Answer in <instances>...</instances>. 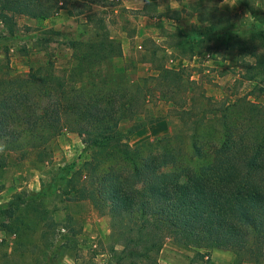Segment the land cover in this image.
I'll return each instance as SVG.
<instances>
[{
	"label": "trees",
	"instance_id": "obj_1",
	"mask_svg": "<svg viewBox=\"0 0 264 264\" xmlns=\"http://www.w3.org/2000/svg\"><path fill=\"white\" fill-rule=\"evenodd\" d=\"M94 1L0 0V23L9 37L18 34L22 17L47 20L64 9L84 16L89 28L83 40L72 42L68 68L61 71L50 58L44 66H32L25 78L0 79V168L13 159L49 163L59 136L85 135L89 159L57 169L44 187L58 180L54 198L89 201L112 218L114 244L107 264H159L166 238L200 250L232 251L238 264L263 263L264 103L239 98L211 107L214 98L194 79L189 64L175 69L161 62L155 80L179 124L131 146L132 135L161 118L147 112L140 84L115 71L123 47L112 38L102 12L94 10L99 6ZM223 1L198 0L194 8L200 24H214V32L197 27L194 37L174 38L165 50L155 44L145 59L155 63L168 55L190 62L196 47L205 49L232 30L226 36L233 42L238 76L264 83V5L237 0L246 9L242 18L225 13L219 7ZM205 5L211 10L206 17ZM222 20L230 29L219 24ZM208 50L210 56L215 52ZM125 120L131 125L122 130ZM46 197L42 191L22 204ZM66 220L74 218L68 214Z\"/></svg>",
	"mask_w": 264,
	"mask_h": 264
},
{
	"label": "rangeland",
	"instance_id": "obj_2",
	"mask_svg": "<svg viewBox=\"0 0 264 264\" xmlns=\"http://www.w3.org/2000/svg\"><path fill=\"white\" fill-rule=\"evenodd\" d=\"M81 1L87 4L93 0ZM197 1H94L99 4L94 10L102 12L112 38L123 47V56L114 62L115 71L126 73L130 83L140 84L146 93L147 112L161 118L131 136L133 147L168 134L179 124L178 117L172 119L170 104L161 100L155 80L161 62L175 69L189 64L194 79H199L205 93L214 98L211 107L218 108L224 101L239 98L264 103V83L246 82L238 76L235 52L231 50L233 42L227 41L226 36H232V30L214 37L216 42L207 44L205 49L196 47L197 54L190 62L168 55L155 63L145 59L144 55L155 44L165 50L174 38L194 37L197 27L214 32V24L208 21L200 24L199 14L194 9ZM260 2L264 5V0H258ZM219 7L227 14L245 17L246 9L240 7L237 0H224ZM203 9L205 17L210 14L208 5ZM227 23V20L219 21L221 26L230 29ZM236 25L237 22L233 24ZM19 26L18 34L9 37L0 23V79L3 81L25 78L32 66H44L50 58L61 71L68 68L72 61V42L83 40L89 29L84 16L70 15L67 9L47 20L22 17ZM37 44L47 48L41 51L42 47ZM208 48L215 51L211 56ZM130 125L125 120L121 128L127 130ZM53 146L49 163L13 159L0 168V264H107L114 244L112 218L98 213L89 201L69 200L60 194L54 198L55 188L60 185L58 180L44 187L54 178L57 169L73 163L80 165L89 159L91 149L86 148V137L65 132ZM42 191L47 194L43 201L22 204L24 198ZM68 214L74 221L66 220ZM60 226L69 230H59ZM149 233L162 238L154 231ZM164 244L159 264H238L235 254L229 250L213 249L218 255L212 258L207 249L203 255L197 248L180 245L170 238H166ZM116 248L121 250V247ZM241 264L257 263L244 261Z\"/></svg>",
	"mask_w": 264,
	"mask_h": 264
},
{
	"label": "crops",
	"instance_id": "obj_3",
	"mask_svg": "<svg viewBox=\"0 0 264 264\" xmlns=\"http://www.w3.org/2000/svg\"><path fill=\"white\" fill-rule=\"evenodd\" d=\"M25 175H27V173L25 174ZM201 253H204V250L203 249H198ZM207 253L209 254V253H212V254H210L211 256H212V258H215V256H216V253L217 252H215V251H212V250H209V251H207ZM217 255H218V253H217ZM209 257V255H207L206 256V258H208ZM218 257V256H217ZM167 261H165V263H166Z\"/></svg>",
	"mask_w": 264,
	"mask_h": 264
},
{
	"label": "built area",
	"instance_id": "obj_4",
	"mask_svg": "<svg viewBox=\"0 0 264 264\" xmlns=\"http://www.w3.org/2000/svg\"><path fill=\"white\" fill-rule=\"evenodd\" d=\"M84 137H85V135H84Z\"/></svg>",
	"mask_w": 264,
	"mask_h": 264
}]
</instances>
